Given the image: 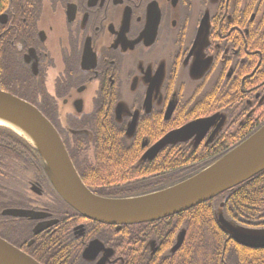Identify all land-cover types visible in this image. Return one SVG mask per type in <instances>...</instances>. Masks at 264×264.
Instances as JSON below:
<instances>
[{"label":"flooded vegetation","instance_id":"flooded-vegetation-1","mask_svg":"<svg viewBox=\"0 0 264 264\" xmlns=\"http://www.w3.org/2000/svg\"><path fill=\"white\" fill-rule=\"evenodd\" d=\"M262 1L219 0L213 13L207 7L200 11L196 0H10L0 11V55L10 50L17 58L16 70L30 78L29 92L23 82L15 84L48 120L58 125L59 105L70 109L64 129L70 138L64 144L73 156L80 146L84 153L86 146L88 153L91 151L94 134L86 123L95 124L101 110L109 120L122 124L126 138L139 133L143 155L151 145L147 132L160 136L158 141L165 135L164 123L181 117L180 70L193 55L203 16L208 14L204 53L212 57L211 69L218 65L220 76L234 79L239 65L234 67V55H249L238 42L255 25ZM229 65L233 72L228 79ZM93 86L95 93L89 95ZM58 127L64 139V130ZM76 139L86 140L76 146ZM91 155L94 159V152ZM72 162L84 170L82 163ZM32 182L43 196L46 189L42 182L37 178L29 184ZM223 197L227 198L226 194ZM219 205L224 207L225 201ZM49 218L54 217L51 214ZM220 229L238 246L240 261H246L243 264H264V246L242 244ZM33 242L32 238L27 245ZM150 246L155 249V243ZM103 247L111 251L109 261L112 250ZM103 254L101 250L96 257ZM81 256L83 259V251Z\"/></svg>","mask_w":264,"mask_h":264},{"label":"trees","instance_id":"trees-1","mask_svg":"<svg viewBox=\"0 0 264 264\" xmlns=\"http://www.w3.org/2000/svg\"><path fill=\"white\" fill-rule=\"evenodd\" d=\"M8 4L10 0H0V11ZM237 42L236 40L235 44ZM238 43L244 45V54L248 52L249 55H236L237 58L248 56L246 58L249 59L237 66L234 79L218 81L221 83L204 93L193 105L181 106V117L175 122H165L163 133L191 118L210 116L221 109H232L236 102L242 106L240 97L249 98V94L255 92V89H251L253 85L261 82L264 84V33L258 35L254 25L244 33V38ZM249 46L251 48H248ZM9 53L10 50H7L4 55H0V88L28 99L25 92H29L30 78L15 71V60ZM12 69L15 71L14 75ZM16 81L24 83L25 92L17 88ZM253 116L244 123H240L239 119L233 121L234 124H240L236 130L231 131L228 127L211 145L200 152H188L177 144L164 147L151 160L138 162L143 153L139 133L131 139L126 138L122 124L109 120L107 112L101 110L95 124L86 123L94 134L91 140L94 159L88 162L86 173L84 170L81 172L78 167L76 170L84 184L98 195L125 198L148 194L194 175L250 135L264 123V111ZM147 135L151 144L160 137H154L150 131ZM85 140H75V145L78 146ZM68 151L71 160L78 162L73 152ZM76 152L83 153L82 147ZM73 163L75 165V162ZM82 163L87 164L83 161ZM29 170L30 173L33 170L34 178L42 183L46 182L38 151L21 135L0 125V237L21 248L41 264H92L84 261L81 253L85 245L94 239L112 250V256L106 264H193V259L196 264H202L206 262V258L209 259L208 264H225L222 259L226 264H230L231 260L228 254L227 257L224 256L223 249L228 243L230 247L226 249L230 252L232 250L236 257L240 258V255H237L239 248L216 222L213 205L217 199L226 194L223 212L225 211L228 217L240 222L248 219L255 224L264 221V170L232 190L185 211L155 221L119 227L86 219L61 200L48 184L46 186L51 190L50 201L41 203V206H30L32 201L29 202L12 189L2 186L1 182L4 181L11 183L20 181V178L23 182L30 180L25 175V171L28 173ZM182 170L188 171V175L182 176L178 173ZM6 206L45 209L58 219V222L51 228L33 235L31 229L34 221L1 215V209ZM259 209L262 216L258 214ZM182 228L184 237L180 248L171 254L168 249L174 244ZM204 235L211 236L213 245L210 250L206 248ZM32 238L34 242L28 246L27 243ZM151 241L155 243L154 250L150 246Z\"/></svg>","mask_w":264,"mask_h":264},{"label":"water","instance_id":"water-1","mask_svg":"<svg viewBox=\"0 0 264 264\" xmlns=\"http://www.w3.org/2000/svg\"><path fill=\"white\" fill-rule=\"evenodd\" d=\"M0 116L20 124L28 131L33 141L20 135L42 155L47 179L62 200L87 219L117 227L155 221L185 211L237 186L264 169L262 124L221 159L177 184L130 198L103 197L92 193L82 182L61 138L38 108L0 90ZM212 118L213 116H210L204 122L206 129L210 126ZM187 132V124L169 131L150 146L152 152L147 150L142 157L152 159L159 150L177 143L176 139L185 136ZM226 157L228 159H225ZM31 189L40 194L41 189L36 184H33ZM1 214L39 220L32 228L33 234H38L57 222V219H47L50 216L48 212L34 209L9 207L2 210ZM218 222L220 227L230 232L238 242L249 246H264V230H241L221 214L218 216ZM183 234L184 232H181L177 235V238L179 235L180 238L173 248L181 245ZM101 250L104 251L102 257H108L111 253L100 241L94 239L84 248L83 257L93 260ZM0 264L41 263L0 237Z\"/></svg>","mask_w":264,"mask_h":264},{"label":"rangeland","instance_id":"rangeland-1","mask_svg":"<svg viewBox=\"0 0 264 264\" xmlns=\"http://www.w3.org/2000/svg\"><path fill=\"white\" fill-rule=\"evenodd\" d=\"M218 1L219 0H208L206 2V0H196V3L199 5L200 11H201V9L207 7L206 9H208L214 13L215 10L217 9L216 6L219 3ZM259 6H260V10H259V12H257L255 20H253V24H255L258 35L261 33H264V0L262 1L261 4H259ZM199 10H198V8H195L196 15H198ZM208 10H206V11L209 12ZM207 16H208L207 13L203 16V18L201 20V25L198 28V34H197L198 37L196 39L195 44H193V47L191 49L193 55H191L190 60L188 59L186 61L187 63L185 62L182 64V67L180 70V81H181L180 82V102H181L180 105L181 106H185L186 104L187 105H193L196 101H198L201 98V96L204 93H206L207 91L212 89L217 84L221 83V82H218V79H219V81L226 80L225 77H222L219 75L218 65L211 69L212 57L210 55H206L204 53L205 47L208 45V42L206 40L207 39L206 36L208 33V18H207ZM251 28L252 27H249V29H251ZM248 48H251V47L249 46ZM246 57H248V56H246ZM246 57L240 56L237 58V56L234 55V57H233L234 58V67L237 64L240 65V64L244 63L245 60L247 61L249 58H246ZM221 59H223V57ZM13 66H14V64H13ZM228 69H230L231 71L228 70L227 78L233 72L232 67H230V65H229ZM12 70H13L12 75H14L15 71H17V70L16 69H15V71H14V69H12ZM248 75H249V73H248ZM250 75H253V74H250ZM251 89H255V92L253 94L252 93L249 94V96H248L249 98L245 97L244 99H242V96L240 97L241 98L240 103L242 104L243 107L241 105L240 106L237 105V102H236L233 104L232 109L230 108L227 111H224V109H221V110H217V111L213 112L210 115V116H213L211 124L207 129L204 127V125H205L204 122H206L207 118L210 117L209 115L198 116V117L191 118V119L187 120L184 124H187L188 132L185 136L178 137L176 139L177 143H175V144H179L183 147H186L183 149H186L188 152H191V151H196V153L200 152L206 146L211 145L215 141L217 136L220 135L225 130H227L228 127L231 129V131L236 130L238 124H234L233 121L237 120V117L239 118V121H242L241 123H244L247 120L249 121L253 115H255V114L258 115L261 111H264V84H262V82L258 83L257 85H253ZM87 93H89V95H91V94L93 95V93H95V86L91 87ZM125 96H126V93H123L122 97L125 98ZM88 99H90V97H87V100ZM235 108H236V111H234ZM68 110H70L68 107H63L62 105H59L58 118L57 119H59L58 126H60V128L62 130L65 129V123H66L65 115H66V111H68ZM256 110H258V111H256ZM253 117H255V116H253ZM178 128H180V126L175 127L173 129H171L170 131H174ZM64 132H65V130L62 132L63 137L65 139H68L69 136L65 135ZM247 137H245V138H247ZM128 139H130V138H128ZM239 143H237V144H239ZM148 151L152 152V148L150 147L148 149ZM74 156H75V158L77 157V160L79 163H82V161L84 163H86V160L87 161L93 160V157L91 155V151H89V153H88V150H86V153H84V151H83V153H79V154L77 152H75ZM213 160H216V159H213ZM213 160H212V162H213ZM88 165H89L88 163L87 164L82 163V167H83L85 173H86L85 168H87ZM197 166L200 167V165H198V164H197ZM43 167H44V165H43ZM204 167H202L201 169H203ZM178 173L182 174V176L188 175V171H186V170L178 171ZM25 175H26V177H29L28 179H30V181L33 180V178H34L33 170H32V173H30V170L28 173H27V171H25ZM189 177H191V176H189ZM189 177H187V178H189ZM187 178L181 179L177 183H179V182H181ZM30 181L23 182V179L20 178V181L16 180V181L11 182V183L4 181L1 183H2V186L4 188L12 189L14 192L17 193V195L25 197L26 199L29 200V202L32 201L31 202V203H33L32 206H39V205L41 206V203H49V201H50L49 193H51V190L46 185L47 184L51 185V184L48 182V180L46 179V182L42 183L46 189L45 190L46 193H44L43 196H39L37 194H34V192H32V190L30 188V184H29ZM9 196H10V194H9ZM222 197L220 196L219 197L220 199L218 198L216 204L213 205L214 206V213H215V215L216 214L217 215L223 214V215L227 216L225 211L223 212L224 207L221 208L219 205L221 202H222V204L224 203V201L226 202V198H224V197L222 198ZM3 199H5V197ZM5 208H8V207L7 206L3 207L1 209V211L4 210ZM258 214H259V216H262L260 209L258 210ZM263 217H264V215H263ZM227 219L232 221L233 224L236 225L237 227H239L241 230L246 231V230H250L254 227H256L259 230H264V221L262 222L263 223L262 225H259V226L256 225L255 226V225H252L251 221L248 219H246L244 222H240V221L236 220L235 218L228 217V216H227ZM80 226L78 227L79 229H81ZM181 232L182 233L184 232V228L181 229ZM179 236H178V238L176 236L174 244L171 245V247L168 249L169 253L173 254L180 248V246L173 248V246H175V243H177V239L179 240V238H180ZM204 236H205L204 243L206 244V248H207V250L208 249L210 250L212 245H213V241L210 239L211 236H209V235H207V236L204 235ZM152 243H154V241L150 242V244H152ZM226 248H228V247L226 246L223 249V252H224L223 254L226 257L228 254V257L231 260L230 264H235V263L240 264V262H241L240 259L238 257H236L235 255H233V253L230 252L229 249L227 250ZM83 259L87 262L92 263V264H98V263L104 264L105 262L108 261L109 258L99 256V257H96L94 260H88L85 258H83ZM222 260L226 264L224 259H222ZM207 262H209L208 258H206V262H203L202 264H208ZM245 262L246 261H243L241 263L243 264ZM193 264H196V260H194V259H193ZM249 264H251V262H249ZM253 264H257V263H253Z\"/></svg>","mask_w":264,"mask_h":264},{"label":"bare ground","instance_id":"bare-ground-1","mask_svg":"<svg viewBox=\"0 0 264 264\" xmlns=\"http://www.w3.org/2000/svg\"><path fill=\"white\" fill-rule=\"evenodd\" d=\"M13 56V58H14V60H15V64H16V67L18 66V61H17V58L14 56V55H12ZM29 56V55H28ZM29 58V57H28ZM29 60V59H28ZM0 90H2V91H5V90H3V89H1L0 88ZM5 92H7V93H10V94H12V95H14V96H16V97H18V98H20V99H22V100H25V101H27V102H29L27 99H25V98H22V97H20V96H18V95H16V94H14V93H11V92H8V91H5ZM30 103V102H29ZM31 105H33V104H31ZM34 106V105H33ZM36 107V106H35ZM50 123H51V125L53 126V128L56 130V132H57V134L59 135V137L61 138V140H62V142H63V145H65L64 144V142L67 144L69 141L68 140H66L65 138L64 139H62V135H61V133H60V129L58 130V125H56V123H54V122H52L51 120H48ZM0 125H3V126H6V127H8V128H10L11 130H13V131H15L17 134H22L23 136H26V137H28L29 139H31L32 141H33V139L31 138V136L29 135V133H28V131L26 130V129H24L20 124H18V123H16V122H14V121H12V120H10V119H8V118H6V117H4V116H0ZM71 125H77V124H71ZM264 126V125H263ZM58 127V128H57ZM65 127H67V124H65ZM76 140H78V139H76ZM74 142H75V140H74ZM157 142V141H156ZM30 143V142H29ZM155 143V142H154ZM31 144V143H30ZM32 145V144H31ZM92 146V145H91ZM34 147V146H33ZM35 148V147H34ZM36 149V148H35ZM232 149V148H231ZM86 150H87V146L85 147V152H86ZM230 150V149H229ZM228 150V151H229ZM38 151V150H37ZM91 151H92V153L94 152V149H93V146H92V148H91ZM228 151H226L224 154H226ZM39 153V152H38ZM224 154L223 155H221V156H219L218 158H216V160H214L213 162H215V161H217L218 159H221L222 158V156H224ZM39 155H40V158H41V161H42V164L44 165V160H43V157H42V155L39 153ZM143 155H141V157H140V159L138 160V162L139 161H147V160H151V159H148V158H143L142 157ZM225 159H228V157H226ZM213 162H211V163H213ZM211 163H209L208 165H206L205 167H207V166H209ZM204 167V168H205ZM201 170H203V169H200L199 171H201ZM198 171V172H199ZM197 172V173H198ZM261 172V171H260ZM260 172H258V173H260ZM257 173V174H258ZM196 174V173H195ZM194 174V175H195ZM193 176V175H192ZM33 184H36L35 182H32L31 184H30V188H32V185ZM175 184H177V183H175ZM37 185V184H36ZM174 185V184H173ZM170 186H172V185H170ZM169 187V186H168ZM165 188H167V187H165ZM164 189V188H163ZM159 190H161V189H159ZM91 191V190H90ZM158 190H156V192H157ZM92 193H94L93 191H91ZM151 193H153V192H151ZM94 194H96V193H94ZM149 194V193H148ZM96 195H98V194H96ZM146 195V194H145ZM137 196H141V195H137ZM105 197V196H104ZM131 197H135V196H131ZM127 198H130V197H127ZM71 207V206H70ZM72 208V207H71ZM73 209V208H72ZM165 218V217H164ZM44 231V230H43ZM42 232V231H41ZM41 232H39V233H41ZM38 233V234H39ZM179 233H181V231L179 232ZM178 233V234H179ZM9 242V241H8ZM10 243V242H9ZM10 244H12V243H10ZM12 245H14V244H12ZM105 245V244H104ZM14 246H16V245H14ZM106 246V245H105Z\"/></svg>","mask_w":264,"mask_h":264}]
</instances>
